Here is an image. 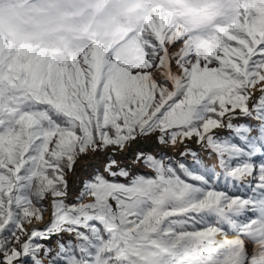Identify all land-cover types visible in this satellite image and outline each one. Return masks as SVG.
I'll list each match as a JSON object with an SVG mask.
<instances>
[{
    "label": "snow or ice",
    "instance_id": "snow-or-ice-1",
    "mask_svg": "<svg viewBox=\"0 0 264 264\" xmlns=\"http://www.w3.org/2000/svg\"><path fill=\"white\" fill-rule=\"evenodd\" d=\"M0 264H264V0H0Z\"/></svg>",
    "mask_w": 264,
    "mask_h": 264
},
{
    "label": "rangeland",
    "instance_id": "rangeland-1",
    "mask_svg": "<svg viewBox=\"0 0 264 264\" xmlns=\"http://www.w3.org/2000/svg\"><path fill=\"white\" fill-rule=\"evenodd\" d=\"M189 146L191 148H194L201 156L202 159H205V162L208 164L212 163L211 158H207L205 157V153L202 149H200L197 145H195L193 142L189 141L188 142ZM141 150V149H148L150 151H152L151 154H155L156 153V149H159L163 152H166L170 157H172V159L178 160L179 159V153L181 151H183L182 148L177 147L175 149L170 148V147H165V146H161L158 145L155 142V138L154 137H144L139 139L136 144L133 145L132 149H130L127 153H122L121 155H126L128 157H132L134 155L135 150ZM119 159V157H117ZM188 158L189 160H191V158L189 157H185ZM95 158L93 156V154L89 153V160L93 161ZM124 164L127 166L132 167V171L133 173H136L135 171H140L139 173H148V169H146L142 164H135L132 165V161L129 160H125ZM84 167L83 164H78L77 165V170H76V174L75 176L69 174L68 179L71 182V191H70V195H69V200L73 199V197L77 194V190L79 188V180H82L84 178L83 176V172H82V168ZM45 207H47V202L45 201ZM45 217H47V212L45 213Z\"/></svg>",
    "mask_w": 264,
    "mask_h": 264
},
{
    "label": "trees",
    "instance_id": "trees-1",
    "mask_svg": "<svg viewBox=\"0 0 264 264\" xmlns=\"http://www.w3.org/2000/svg\"><path fill=\"white\" fill-rule=\"evenodd\" d=\"M194 149V148H193ZM142 151H144V152H147V153H152V151H150V150H148V149H141ZM195 150V149H194ZM136 151V150H135ZM158 153H166V152H163V151H161V150H159V149H156V153L155 154H158ZM154 154V155H155ZM189 158H191V157H189ZM178 160H183V161H185L186 163H191V160H189L188 158H185V157H181V156H179V159ZM176 161V160H175ZM136 173H139L140 171H135ZM135 174V173H134ZM141 174H143V173H141ZM239 194V193H238ZM44 204H45V202H44Z\"/></svg>",
    "mask_w": 264,
    "mask_h": 264
},
{
    "label": "bare ground",
    "instance_id": "bare-ground-1",
    "mask_svg": "<svg viewBox=\"0 0 264 264\" xmlns=\"http://www.w3.org/2000/svg\"><path fill=\"white\" fill-rule=\"evenodd\" d=\"M211 160H212V163H214V157H213V158H211Z\"/></svg>",
    "mask_w": 264,
    "mask_h": 264
}]
</instances>
